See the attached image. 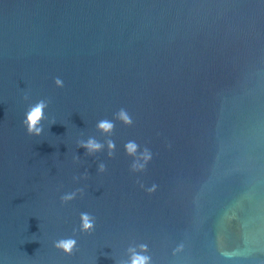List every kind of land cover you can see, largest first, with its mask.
Returning <instances> with one entry per match:
<instances>
[{"label": "water", "instance_id": "1", "mask_svg": "<svg viewBox=\"0 0 264 264\" xmlns=\"http://www.w3.org/2000/svg\"><path fill=\"white\" fill-rule=\"evenodd\" d=\"M120 108L133 123L97 131ZM81 212L95 230L64 256ZM131 241L154 264H264V0H0V260L114 264Z\"/></svg>", "mask_w": 264, "mask_h": 264}, {"label": "clouds", "instance_id": "2", "mask_svg": "<svg viewBox=\"0 0 264 264\" xmlns=\"http://www.w3.org/2000/svg\"><path fill=\"white\" fill-rule=\"evenodd\" d=\"M54 85L57 88H62L64 86V81L60 77L54 78ZM24 100H27L28 97L25 95ZM46 100H38L35 103L29 104L26 108L23 118L21 121V126L24 128L25 133L29 136L38 137L42 131L41 121L44 119V109L47 107ZM119 120L125 126H130L133 121L126 109L120 108L114 113L113 119L103 118L99 119L96 122L97 131L102 134H110L113 128V121ZM54 122V121H53ZM79 146L83 147L88 154L99 151L103 145L97 142L93 138H89L86 141H80ZM124 154L131 159L129 165V172L132 174L143 173L148 163L153 157V153L149 148L143 147L138 151V144L135 140H128L124 144ZM114 144L111 140L107 143L108 155H112ZM105 165L100 164L98 167V173H104ZM139 183V181H138ZM139 187L145 190L147 193L151 194L156 191L157 185L153 183L151 186L145 188L143 183H139ZM79 193L83 196V189H77L76 192L71 194H63L60 196L61 205L67 204L69 201ZM96 219L93 215L88 212H81L79 214V224L78 226L73 227L71 236H64L52 241V248L63 254L64 256L70 257L74 250L77 248V232L81 235L92 234L95 230ZM183 249V244H178L175 248L172 249V255L180 253ZM114 264H154L153 257L149 252V246L145 242H135L131 241L123 249V252L117 256L113 257ZM0 264H3V261L0 260Z\"/></svg>", "mask_w": 264, "mask_h": 264}]
</instances>
